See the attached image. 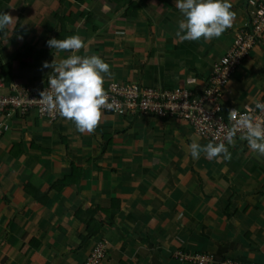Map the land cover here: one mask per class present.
Here are the masks:
<instances>
[{
	"label": "crops",
	"instance_id": "crops-1",
	"mask_svg": "<svg viewBox=\"0 0 264 264\" xmlns=\"http://www.w3.org/2000/svg\"><path fill=\"white\" fill-rule=\"evenodd\" d=\"M258 1L230 0L236 17L221 37L182 41L176 0H0V13L17 19L0 32L4 77L45 78V62L70 55L47 41L79 35L87 48L77 54L110 65L104 86L200 87L250 29ZM263 98L264 33L229 80L224 108ZM193 142L209 141L176 119L103 114L91 134L61 117L10 122L0 139V264H84L102 241L101 264H190L178 253L208 255V264H264V156L238 139L226 145L230 161L193 159ZM72 167L78 183L52 189ZM86 215L103 227L83 244Z\"/></svg>",
	"mask_w": 264,
	"mask_h": 264
},
{
	"label": "clouds",
	"instance_id": "clouds-1",
	"mask_svg": "<svg viewBox=\"0 0 264 264\" xmlns=\"http://www.w3.org/2000/svg\"><path fill=\"white\" fill-rule=\"evenodd\" d=\"M176 8L183 15L179 21L177 37L182 41H211L221 37L233 26L236 13L232 11L230 0H176ZM17 19L9 13H0V32L12 28ZM119 35V34H118ZM50 48L59 52L70 53L66 58L49 64L48 87L39 92L38 100L42 111L58 114L74 124L81 134L93 133L102 121L103 110H112L116 104L109 103V96L104 88L105 75L111 77L110 65L98 55H79L86 49L85 41L79 35L64 39L52 38L47 41ZM259 110V115L256 110ZM229 125H221L217 137L222 133L227 144L239 138L246 140L249 149L264 156V103L255 102V108L247 107L241 114L232 109L228 114ZM224 140L218 143L208 142L201 145L193 142L188 150L193 159L201 154L210 160L222 158L231 160V153Z\"/></svg>",
	"mask_w": 264,
	"mask_h": 264
},
{
	"label": "built area",
	"instance_id": "built-area-1",
	"mask_svg": "<svg viewBox=\"0 0 264 264\" xmlns=\"http://www.w3.org/2000/svg\"><path fill=\"white\" fill-rule=\"evenodd\" d=\"M254 7L248 23L250 29L235 36L230 49L213 65L211 75L200 87L155 88L133 82L112 83L104 88L108 93L109 103L115 100L116 104L112 110L104 109L103 114L182 120L201 139L213 143L224 140L223 134L217 137V133L221 125H229V111L236 109L243 114L249 107L246 105L242 109H225L224 90L233 73L247 58L256 39L264 33V0H259ZM3 68L0 53V139L10 129V122L24 120L31 115L49 121L60 118L58 114L42 111L39 102L34 101L40 99L39 92L48 87V75L33 83L6 82ZM259 102L264 103V98ZM250 107L255 108V103ZM256 114H260L258 109ZM238 139L239 134L234 142ZM224 142L229 145L226 140ZM107 245L106 241L100 242L84 264H101L106 257ZM177 255L178 260L190 264H208L210 261L208 255ZM223 264L242 263L227 261Z\"/></svg>",
	"mask_w": 264,
	"mask_h": 264
},
{
	"label": "trees",
	"instance_id": "trees-1",
	"mask_svg": "<svg viewBox=\"0 0 264 264\" xmlns=\"http://www.w3.org/2000/svg\"><path fill=\"white\" fill-rule=\"evenodd\" d=\"M18 57L20 58V56L18 55ZM7 69V67H6ZM9 69V66H8ZM3 74L5 75V73L3 72ZM6 82H9L8 78H5ZM159 119V118H157ZM72 171L73 174L65 177L63 180H58L57 182H55L52 185V189L60 192L63 188L68 187L70 185H75L78 182L76 181V177H75V173L79 172V170L75 167H72ZM26 193L28 195H30L32 197L33 200L37 201V202H41L44 203L46 201V196L42 193H40L38 190H36L35 188H33L32 186H26ZM77 211H81L80 209H78ZM76 211V212H77ZM84 221L86 223V235L81 237L82 243L85 244L89 239L95 237L97 234L100 233V230L103 227V224L100 222H97L94 219V216H84ZM93 223H97V225H94Z\"/></svg>",
	"mask_w": 264,
	"mask_h": 264
},
{
	"label": "rangeland",
	"instance_id": "rangeland-1",
	"mask_svg": "<svg viewBox=\"0 0 264 264\" xmlns=\"http://www.w3.org/2000/svg\"><path fill=\"white\" fill-rule=\"evenodd\" d=\"M16 82H17V83H24V82H22V81H16ZM3 135H4V134H3ZM2 137H3V136H2ZM2 137H1V138H2Z\"/></svg>",
	"mask_w": 264,
	"mask_h": 264
}]
</instances>
